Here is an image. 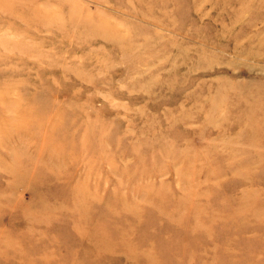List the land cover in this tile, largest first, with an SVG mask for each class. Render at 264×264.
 Returning <instances> with one entry per match:
<instances>
[{"label": "rangeland", "instance_id": "obj_1", "mask_svg": "<svg viewBox=\"0 0 264 264\" xmlns=\"http://www.w3.org/2000/svg\"><path fill=\"white\" fill-rule=\"evenodd\" d=\"M0 264H264V0H0Z\"/></svg>", "mask_w": 264, "mask_h": 264}]
</instances>
